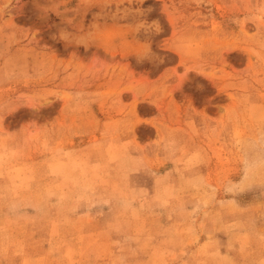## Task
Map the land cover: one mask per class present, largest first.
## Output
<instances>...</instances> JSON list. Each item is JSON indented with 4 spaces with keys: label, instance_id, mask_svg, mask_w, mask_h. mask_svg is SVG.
Returning <instances> with one entry per match:
<instances>
[{
    "label": "rangeland",
    "instance_id": "rangeland-1",
    "mask_svg": "<svg viewBox=\"0 0 264 264\" xmlns=\"http://www.w3.org/2000/svg\"><path fill=\"white\" fill-rule=\"evenodd\" d=\"M0 264H264V0H0Z\"/></svg>",
    "mask_w": 264,
    "mask_h": 264
}]
</instances>
